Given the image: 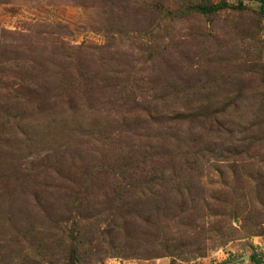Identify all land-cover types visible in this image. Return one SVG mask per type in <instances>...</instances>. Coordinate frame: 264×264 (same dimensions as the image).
Here are the masks:
<instances>
[{"label": "rangeland", "instance_id": "1", "mask_svg": "<svg viewBox=\"0 0 264 264\" xmlns=\"http://www.w3.org/2000/svg\"><path fill=\"white\" fill-rule=\"evenodd\" d=\"M195 1L0 0V264H264V23Z\"/></svg>", "mask_w": 264, "mask_h": 264}, {"label": "trees", "instance_id": "2", "mask_svg": "<svg viewBox=\"0 0 264 264\" xmlns=\"http://www.w3.org/2000/svg\"><path fill=\"white\" fill-rule=\"evenodd\" d=\"M250 1H256L258 3V7L256 10H252L247 8L246 6H244L242 4L243 0H236V4H234L233 6H228L226 0H215L213 2V0H196L195 4L192 2L189 3V9H188V13H191V11H197L201 16H211L214 12H218L219 10H223L226 7H230L233 12L237 15L238 18L240 19H249L251 20L249 23L250 27H253L254 30L256 31H262L263 27H262V23H264V0H250ZM249 38H251V40H253L255 42V44H257L256 46L259 47V50L262 51V49H264V37L259 33L257 35H250ZM262 67V66H261ZM262 78H261V87L260 88L261 91V95H263V100H264V71H262ZM229 102L228 103H224L220 102V106L219 109H215L212 110L213 114H215V119H214V123L213 126L209 127L208 129L212 130L215 132L216 135H224V134H229L231 135V133L233 132V129L231 128V125L228 126V119L225 118V115L229 109L228 106H230L231 104H234L235 109H238L239 106H237L236 102L234 101L233 98L230 97V99H228ZM262 109V110H261ZM260 113L261 114H257L258 117V121L256 125V123H254V126L250 127L251 132H253V128L255 127H259L258 129H264V101L261 103V106L259 107ZM191 111V110H190ZM263 112V113H262ZM187 114L192 117L191 113L188 111ZM201 115V114H199ZM201 119V116L199 118V120ZM205 126V125H204ZM255 134V133H253ZM250 140V141H248ZM223 141V140H222ZM264 144V134L263 137L261 139V142L259 143V141L257 139H254V137H250V139H246L245 141H239L238 145H243L241 146L243 149L241 152H246L249 148H251L252 146H254V144ZM253 259V258H252ZM255 263H258V260H254Z\"/></svg>", "mask_w": 264, "mask_h": 264}]
</instances>
